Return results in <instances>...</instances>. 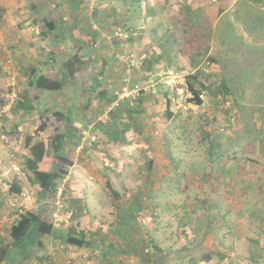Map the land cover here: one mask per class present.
<instances>
[{
  "label": "rangeland",
  "instance_id": "rangeland-1",
  "mask_svg": "<svg viewBox=\"0 0 264 264\" xmlns=\"http://www.w3.org/2000/svg\"><path fill=\"white\" fill-rule=\"evenodd\" d=\"M36 1L35 6H32L34 0L18 1L19 10L14 19L25 34L31 33V38L41 37V31H47L45 44L36 43L38 47H34L31 41L28 48L22 42L21 47L15 44L12 62H7L2 54V99L24 101L23 109L32 106L34 109L27 110L28 114L23 113V109L17 113L10 110V116L4 114L2 118L22 122L20 139L2 148V163L6 162L2 164V173L9 165L13 174L20 172L27 192L20 197L2 190L6 196L0 205V256L2 247L10 245L8 230L19 214L13 202L23 213L42 212L49 221H52V210L57 208L59 188L62 189L61 203H65L67 175L58 179L57 193L50 192L40 199L38 187L33 185V175L26 168L25 156L29 153L25 147L26 137L36 131L42 120H47L49 128L34 140L46 141L48 152L53 154L50 139L58 130L65 131L67 125L75 133L65 138L63 153L68 159L78 154L88 156L85 171L104 187L98 203L108 215L104 224L90 225L88 229L93 232L92 226H95L107 235L104 239L95 236L97 253L102 254L100 246L111 240L118 242L117 246H130V241L142 240L136 244L139 254L136 255L134 248L132 254L124 255L127 259L118 258V262L148 264L145 260L148 254H144L149 241L146 238L153 235L164 246V255H158L152 248L151 264H211L202 261L201 255L213 244L221 249L229 247L226 249L229 255L218 264H264V241H260L262 246H255L250 239L261 237L264 223V128L261 129L264 127V0H133L134 4L130 0ZM149 9L155 15L142 17ZM50 20L56 21L55 30L48 31L45 27ZM33 26L38 29L34 35ZM119 28L121 31L116 34ZM24 33L16 40L26 43ZM6 38L2 39L8 45L10 37ZM161 42L166 43L167 51L172 53L171 59L159 47ZM59 46L87 57L89 70L78 74L77 79L59 93L39 92V97L35 98L37 92L28 89L26 83L15 88L17 78L28 72V68L21 69L23 66L18 59H28L31 63H36V59H49L53 64L52 75L58 77L60 70H65ZM43 66L46 69L39 74L48 70V64ZM198 71L204 72L206 77L201 106L188 100L191 92L187 78ZM97 79L101 84H97ZM102 90L106 94L97 96ZM22 91H27L26 97ZM167 96L172 99L169 119L164 115L169 107ZM225 98L229 103L223 102ZM139 100L143 103L138 104ZM135 106V116L129 115L126 109ZM69 107L71 115L67 112ZM118 108L123 112V122H130L131 129L127 142L116 146L107 143L103 128H97L96 124L110 122L112 111ZM57 110L67 114L65 120H60L55 113ZM42 113H45L43 117ZM82 125L93 128L80 132L77 126L83 128ZM142 129L145 136L139 133ZM214 130L223 149L237 150L226 155L223 177L219 161L209 156V140L204 138V132ZM90 132L96 142L88 137ZM146 137L149 141H145ZM169 138L172 141L168 148ZM168 150L172 151L173 159L167 155ZM150 156L156 157L155 166L159 171L146 172V160ZM67 161L61 159L60 165L68 167ZM43 167L51 168L47 164ZM213 176L221 180L213 178L210 182ZM105 178L112 181L111 186ZM212 185L218 186L213 188ZM113 189L119 190L118 200L113 198ZM139 190L144 193L142 197ZM114 200L117 206L111 204ZM222 200L223 205L232 206L233 229L243 219L242 236L235 239L237 229L228 227L227 231L234 236L216 238L214 243L212 236L221 237V230L214 234L208 230L205 213L209 214L210 210L206 206ZM186 210L191 212L186 215ZM223 210L228 211V207L213 213L218 223L222 213L228 214ZM126 212L129 217L123 230L116 217L125 216ZM69 227L67 224L60 228L66 232ZM45 237V248L30 243L24 255H18L17 249L10 246L8 264H42L40 258L45 254L41 251L47 249L51 255L55 253L50 258L52 262L57 255L64 264V254L70 251L61 245L66 242ZM253 246L257 252L251 251L257 254L252 256ZM76 251H72L74 256L80 254ZM74 261L77 262L68 256L65 264H74ZM46 262L47 259L44 264ZM0 264H4L1 259Z\"/></svg>",
  "mask_w": 264,
  "mask_h": 264
},
{
  "label": "trees",
  "instance_id": "trees-1",
  "mask_svg": "<svg viewBox=\"0 0 264 264\" xmlns=\"http://www.w3.org/2000/svg\"><path fill=\"white\" fill-rule=\"evenodd\" d=\"M127 1V0H124ZM132 4H134L135 1L130 0ZM139 3V2H137ZM148 14H150V12H148ZM135 22V21H134ZM47 28L48 31L52 30L54 28H56V23L55 22H48L47 23ZM44 36L47 35V31L43 32ZM62 42V41H61ZM166 43H162L161 47L163 49L164 54H166L167 56L171 57L172 53L170 51H167V47H166ZM60 47V46H59ZM14 50V49H13ZM60 53H61V57L63 60V67L65 70L60 71V74H58V77L55 78H51L48 75L42 73L39 74L37 69H34L32 71L31 74V79H30V86L34 87L35 90L37 91L35 98L39 97V92H61L64 88L65 85H67L69 82L72 83L76 78V76L80 73H84L86 71L89 70L90 68V60L85 57L82 54H78L76 52L73 51H67L64 50L63 47H60ZM24 69V68H21ZM21 71V70H20ZM22 72V71H21ZM26 74V73H25ZM99 78L101 79V77L99 76ZM100 79L98 80L97 84H101ZM206 81V77H205V73L202 71H198V73H194V74H190L187 78V85L188 88L191 92V97L190 99H188L190 102L195 103L197 106H201L203 104V98H202V94H203V88H206L205 82ZM225 87V86H224ZM226 88V87H225ZM102 94H106L105 91H99L97 93V96H101ZM166 95L168 93H165ZM27 96V94H26ZM28 99V98H26ZM167 103L169 105L167 111H165L164 115L167 116V118L169 119V117L172 115V112L170 111V108L172 107V102L171 99H169V97L167 96ZM225 98L223 100V102H226ZM15 100H13V102L10 105V108L5 110L4 107L5 105H7L10 100L6 99L5 103H3L2 105V117L4 116V114H6L8 111H10L12 109L13 104ZM143 102H141L140 100L138 101V104H141ZM89 104V103H88ZM24 106V105H23ZM22 106V108H23ZM25 108V107H24ZM137 106L133 107V108H129L126 109V111H128L129 115L131 116H135V112ZM231 109V107L229 108ZM49 109L47 108L46 112ZM118 111V112H117ZM67 112L69 115H71L72 110L69 108H67ZM56 115L61 119L65 120L66 117V113L62 112L60 110L55 111ZM112 113L114 115H112V120L110 119V122L108 123H103L101 121L97 122L96 127L97 128H103L104 133L107 135L108 140L107 143H113L114 145H123L125 142H127V133L128 131L131 129V125L130 122L129 123H125L123 122V118L124 115L122 114V110L121 108H118L116 111H112ZM45 115V113L41 114V117H43ZM118 116V117H117ZM4 119V118H3ZM166 119V118H164ZM49 124L47 120H42V122H40V125L37 127L36 131L33 134H29L26 137V141H25V147L28 149V154H26L25 156V163H26V168L32 173V178L33 180H36L38 182L39 188L38 191L41 195V198H44L46 194L50 193V192H54L57 193V181L59 178L67 175L68 173V167L66 166H62L60 165L61 163V159L65 160L63 157V147L65 146V138L67 137V135L71 136V132L68 131H57L50 139V145H51V150L53 152V154L48 152V145L46 143V141L44 140H34L35 136H37L38 134H40V132L42 131H46L49 128ZM87 126V125H86ZM85 125H82L83 128H79L77 126V129L81 132V130L83 129H89L92 130L93 127H86ZM9 127L6 126L5 129ZM85 127V128H84ZM264 127H262L261 129H263ZM139 129V128H138ZM264 130V129H263ZM140 134L143 133V129L139 131ZM215 130L211 133H207L204 132V138L209 140V153H210V157L212 159H216V160H225L227 161L226 155L228 156L229 151H233L235 153H237V150H232L231 147H229L228 149H223L221 146L222 144L219 142L218 139V135L215 134ZM79 138V136H78ZM149 137L145 138V141H149ZM172 139L169 138L167 141V146L168 148L170 147ZM96 142V141H93ZM54 150V151H53ZM167 155L170 156L171 159H173V155H172V151L168 150ZM70 163L69 161H67V164ZM147 163V167H148V171L146 172H150L153 168V160H149L146 161ZM44 164L50 165L51 168L50 169H45L43 167ZM69 165V164H68ZM147 181L148 180V176H147ZM108 185H111L109 179H108ZM13 189L17 190L20 192V188H18L17 185H13ZM13 192L10 191L9 195H12ZM114 199L118 200V198L120 197V194L116 191L112 192ZM139 194L140 197H142L144 195V193H142L139 190ZM186 206L189 205V203L185 204ZM211 205H214L211 203ZM184 207V205L182 206ZM242 207V206H241ZM195 209V208H194ZM206 209H208V206H206ZM230 207L228 208V212L231 213L230 211ZM15 212H18V210H16ZM191 211L186 210L185 214L188 215ZM240 212V211H239ZM263 212V209H262ZM128 213H125V216H127V218L129 217V215H127ZM184 214V215H185ZM185 215V217H187ZM209 215V214H208ZM208 215L205 213L206 218L208 217ZM244 215V214H243ZM52 218V217H51ZM213 220V219H212ZM215 220V217H214ZM234 220V219H233ZM155 221V220H154ZM156 223V221H155ZM237 225V223H236ZM71 227V226H70ZM231 227H233V225L231 224ZM237 228V226H236ZM59 235H56L54 233H57ZM54 234L55 236L59 237L60 239H62L64 242H66V244L68 245H74V246H89L91 245L90 240L88 239V234L81 230V231H77L76 228L71 227L69 228L66 232L61 230L60 227H56L53 223V221H49L47 219H45L42 215V212H38V211H25L24 213H21L18 215V218L16 220L15 223H13L10 226V245H5L4 247H2V256H0V259L2 261V263H5L7 261V259H9V252H10V246L15 247L17 249V254L18 255H24L27 254V248L29 246L30 243L34 244L36 243L38 246H45L44 244V237L47 235H51ZM229 234H233V232L227 231L224 234V237H226ZM149 237V238H148ZM149 239V241H148ZM158 239V238H157ZM157 239L152 235L151 237L148 235L146 240L148 241L147 244V248H145L144 254H148L145 257V260L147 261L148 264L153 263L152 262V258L150 257V250L153 248L156 249L158 255L163 256L164 254V246L161 245L160 241H157ZM251 241L253 242V244L255 246H257L260 242V239L258 237L256 238H250ZM142 240H138L136 243L134 241H130V246H128V248H132L134 247V252L137 254H139V251L136 249V245L137 243L140 244ZM127 245L121 246L119 245L117 251L118 254H122L125 251V247ZM151 248H150V247ZM103 246H100L99 250L102 251ZM149 248V249H148ZM229 247H224L222 248V252L220 251L219 254L216 253L215 250H209L207 253H204L203 255H201V259L202 261L206 262V263H211V264H218L221 260H224V257L226 254H228L227 249ZM132 249V250H133ZM148 249V250H147ZM251 250H254L257 252L256 248L253 246ZM147 251V252H146ZM254 251H251L250 255L253 256ZM229 255V254H228ZM216 256V257H215ZM219 257V258H218ZM10 264V263H9ZM195 264H199V263H195Z\"/></svg>",
  "mask_w": 264,
  "mask_h": 264
},
{
  "label": "crops",
  "instance_id": "crops-1",
  "mask_svg": "<svg viewBox=\"0 0 264 264\" xmlns=\"http://www.w3.org/2000/svg\"><path fill=\"white\" fill-rule=\"evenodd\" d=\"M18 1H21V0H0V47H1V44L4 43L2 38L3 39L5 38L7 40V38H6L7 36L10 37L9 44L7 45V47L11 48V49L17 48L16 45H15L17 43H19V46H20L21 42H22V44H25V48L29 47L31 41H33L31 43H32V45L34 47H38L36 43L42 44V45L45 44L47 36H44V37L42 36V34L44 32L43 30L41 31L42 32L41 33V37L34 36L33 38H31L32 37L31 33H30V35H27V33L25 34L21 29H19V25L16 24L18 21H15V19H14V17L16 16V13H18V10H19V7H18L19 6V2ZM35 4H37L36 0H34V5H32V6H35ZM148 12H150V14H148ZM148 12L144 11L142 13V17L143 16L144 17H149V16H154L155 15V14H153V11L151 9H149ZM2 13L4 14V18H5L4 21H2ZM50 21L51 22L53 21V22L56 23V21H54V20H50ZM50 21H48V22H50ZM45 27L47 28L48 26L45 25ZM32 28H33L32 34L33 35L37 34V33H35L36 30L38 32L37 26L36 27L33 26ZM53 30H55V29H53ZM23 33L25 35L24 38H25L26 43H24V40L23 41H21L20 39L16 40V38H20V36ZM1 36H2V38H1ZM136 37L139 38L137 35H136ZM29 38H31V39H29ZM60 39H61V37H60ZM139 41H143V39L139 40ZM132 43L133 42L131 40L130 44L132 45ZM142 43H144V42H142ZM161 43L159 44L160 48H161ZM40 47H42V46H40ZM88 49L89 48H87V50ZM44 53H46V52L44 51ZM17 56H18V58H20L22 55H17ZM167 57H168V59L172 58V56L171 57L167 56ZM36 60H37L36 63L34 61H32V63H31L28 59H25V61L23 59H18L19 63L22 64L23 68L24 67L28 68L26 70V72L27 71L28 72L26 73L27 77L23 76V75H20L17 78L18 79V84H16L15 88L23 87V84L26 83L28 89L32 88V89L35 90V88L31 87L30 84H29L30 83V79H31L32 71L34 69H37L38 73H41L40 71H43L44 69H46L43 66L45 64H48V70L44 74L48 75L51 78H55L54 75H52V71H51L52 68H53V64H51L48 61L49 59H36ZM23 62H26V65H24ZM28 65H30V66H28ZM151 85H149V86H151ZM26 92L27 91H22V93H23V95L25 97H26V94H27ZM4 99H2V50L0 48V112H1V114H0V205H1L2 202H4L3 199L6 196V193L3 194L2 190H6V192L8 194L10 193V191H12L13 192L12 195H18L20 197L25 195V193L27 192V190H26L27 186H26L24 177H23L22 174H20V172H17L15 174H13L12 170H11V167L9 165L8 167H5V169L3 170V173H2V164L6 163V162L2 163V148L6 147V146L9 147L10 143H15L17 140H19L20 139L18 137L19 130H22V127H21V125H22L21 123L22 122H21V120H17L15 122H12L10 117L7 120L6 119L5 120L2 119L4 117V116L2 117V105L6 101ZM25 101H27V100H25ZM28 102H31V100H28ZM15 105H14V107H12V109L10 111L11 113H17L18 111L22 112V109L25 106V102L24 101H21V102H18V103L15 102ZM22 106H23V108H22ZM30 106H32V105H30ZM31 108H33V106L29 107L27 109H23L24 110L23 113H27L28 112L27 110H29ZM10 112L8 111L6 113L7 117L10 116ZM8 125H9V127L6 130H3ZM64 127L66 128L65 131H68V132L71 131L72 134L75 133V131H72L70 128L67 127V125L64 126ZM72 134H71V136H72ZM83 139H84V137H83ZM78 147L81 149L82 148L81 144ZM63 157L67 161V159H68L67 157H69V156H67L65 153H63ZM88 159H89V157L86 156L85 154L84 155L78 154L76 158L68 159L70 163L68 165V173H67L68 188L66 189V199L64 200L65 201V203H64V211L72 213L71 217L69 218V220H70L69 225L71 227L76 228L77 231H81V230L85 231L88 234V236H87L88 239H91L90 240L91 245H89V246H86V245H84V246H74V245H68V244L62 242L61 245L64 248H66V250H68L67 247L70 249V251L68 250L67 253L65 252L64 255H66V257H63V263L65 264V260L68 258V256H70L71 258H74V259L77 260V262L74 261V264H91L92 262H94L92 264H118L119 263L118 262V258L127 259V256H124V255L128 254V253L132 254V251H133L132 249L134 247L128 248V245H127L125 247V251L126 252H124L122 254H118L117 249L121 248V247L117 246L118 242L115 243L113 240H111V241L106 242L107 245H103V247L101 249V250H103L102 254L97 253V248H96L97 246L95 245L96 243H94L95 242V239H94L95 236H97V238H103L104 239L107 235H105L101 231V229H95V226H92V230L94 229L93 232H95L96 235L93 234L92 231L89 232L88 229H91L90 225L104 224L103 220L108 215V213H107V211H104L102 209L101 205L98 203V200H100L102 198V196H103L104 187L100 186L97 183V180H93L92 177H91V174H88L87 171H85L86 170L85 166L88 165V163H89ZM149 160H153V167H152L153 169L151 171L158 170L156 168V166H155L156 157L150 156L149 158H147L146 161H149ZM218 161H219V168L222 169V173H223L222 177H223V176H225V172H223V168H225L224 167L225 166V162L223 160H218ZM14 165H15V171H17L16 163ZM210 167H211V165H210ZM147 169H148V167L146 168V171H148ZM151 171L148 172V173H151ZM23 174H24V172H23ZM2 176H5V177L2 178ZM213 178H215L216 181L221 180L220 178H216V177L213 176V177H210V182L212 181ZM105 180L108 181L107 178H105ZM2 181H3V183H2ZM109 181H110V183L112 182L111 180H109ZM14 184L17 185L18 188H20V192L15 190V189H13V185ZM33 185L35 187L39 188L38 182L36 180L33 181ZM215 186H218V185H212L211 187L214 188ZM72 187L74 188V190L72 189ZM159 188H161V187H159ZM113 191H116V192L119 193L118 189H115V190L113 189ZM113 198H114V196H113ZM111 204L113 206H117L118 202L114 200V201H112ZM212 204H214V205H211V204L208 205L210 212H209V215L207 214L208 217L206 218L207 228L213 234L216 233V232H219L221 230V232H219V234L222 235L221 237L219 235H213L212 238H214V243H216V241L218 239L220 240L222 238H225L224 234L228 230L227 229L228 227H230L231 230L237 229L238 233L237 232L235 233L236 237L234 236V233H233V236L237 240L240 239L241 236H242V233L240 232V230H242V225L243 224L241 222H242L243 219H240L238 221V223H237V228L233 229L231 227L232 223H231V220H230L231 219L230 215L232 214V211L230 213L227 210H223L224 212L225 211L228 212V214L225 216L222 213L221 218H220L221 222L218 223V221L214 220V214L219 209H225L226 207L229 208V207H232V206H230L227 203L226 204L228 206L223 205V204H225L224 200H222V201H212ZM262 208L263 207H261V209ZM51 217H52V212H51ZM116 218H118V219H116L117 220V224H121L122 225L121 228L123 229V227L125 226L124 224H126L127 221H128L127 216H120V217L117 216ZM71 227H69V228H71ZM155 229L157 230V228H155ZM8 231H9V235H10V229ZM152 231H154V229ZM54 234L57 235L58 232L54 233ZM54 234L47 235V237L50 236V238H54L53 241L54 240L58 241L60 238L55 236ZM91 234L93 235V238L91 237ZM231 235L232 234H229L226 237H229ZM260 235H261V237L259 239L262 242V241H264V223H263V227H262V230L260 232ZM109 236L112 237V239H116V237H113L111 235H109ZM45 238L46 237H44V239ZM216 238H218V239H216ZM253 238H256V237H253ZM244 241H245V238H244ZM244 241H243V243H244ZM261 242H259L258 246L260 245ZM146 243H147V241H146ZM44 244H46V240L44 241ZM124 245H126V244H122L121 246H124ZM238 245H237V247H238ZM49 246H51V245H49ZM146 246H147V244H146ZM260 246H262V245H260ZM44 248H45V246H44ZM79 248H82V249H80L82 251L79 252ZM73 249L78 250L76 252L80 253L81 255L79 254V255H75L74 256L72 254L73 253L72 252ZM47 250H45V251L42 250L41 251L42 253L45 254V255L41 256L42 258H40V259H43L42 260L43 261L42 264H44V260L45 259H47L46 264H61L59 262L60 258H58L57 255L53 258V262H52V260L50 258L55 253H52V255H51V253H49ZM86 250L88 251V253H86ZM209 250H215L216 253L219 254L222 249H221V246H219L217 248V246L213 244V246L209 247V249L207 251H209ZM224 250H226V249H224ZM59 254H61V253L59 252ZM256 254L257 253H254L253 255H256ZM4 264H8V262L6 261ZM119 264H122V263H119Z\"/></svg>",
  "mask_w": 264,
  "mask_h": 264
},
{
  "label": "built area",
  "instance_id": "built-area-1",
  "mask_svg": "<svg viewBox=\"0 0 264 264\" xmlns=\"http://www.w3.org/2000/svg\"><path fill=\"white\" fill-rule=\"evenodd\" d=\"M119 31H121V28H119V30L116 32V34H119L120 33ZM0 48L2 50V54L4 55V58L6 59V61L7 62H12V60L14 59V57H13V55H14L13 49L8 48L7 45H5L4 43L1 44ZM123 90H124V92H126L127 88H124ZM12 102H13V99H11V101L7 105H5L4 109L5 110L9 109ZM226 103H229V101H226ZM0 114H1V112H0ZM88 137L90 138L91 141H95V139H96V137L91 135V133L88 134ZM61 192H62V189L59 188L58 199L56 201L57 208L52 211V221H53V223H54V225L56 227H62L64 225L69 224V222H70L69 218L72 215L71 212L64 211V203H61V199L59 197ZM11 205H12V203H11ZM13 205L15 206L14 208L18 210L19 214L23 213V210L19 207V205L16 202H13Z\"/></svg>",
  "mask_w": 264,
  "mask_h": 264
}]
</instances>
